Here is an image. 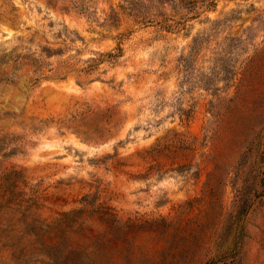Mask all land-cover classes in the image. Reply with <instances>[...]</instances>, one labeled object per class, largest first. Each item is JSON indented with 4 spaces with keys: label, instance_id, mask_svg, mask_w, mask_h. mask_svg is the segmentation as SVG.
Wrapping results in <instances>:
<instances>
[{
    "label": "rangeland",
    "instance_id": "374dc122",
    "mask_svg": "<svg viewBox=\"0 0 264 264\" xmlns=\"http://www.w3.org/2000/svg\"><path fill=\"white\" fill-rule=\"evenodd\" d=\"M0 264H264V0H0Z\"/></svg>",
    "mask_w": 264,
    "mask_h": 264
}]
</instances>
